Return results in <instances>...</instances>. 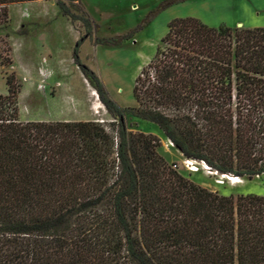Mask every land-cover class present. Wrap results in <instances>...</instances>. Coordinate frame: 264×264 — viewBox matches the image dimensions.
<instances>
[{
    "label": "trees",
    "instance_id": "trees-1",
    "mask_svg": "<svg viewBox=\"0 0 264 264\" xmlns=\"http://www.w3.org/2000/svg\"><path fill=\"white\" fill-rule=\"evenodd\" d=\"M35 1L0 0V25L10 5ZM72 58L115 122H21L19 85L6 76L0 264H264V196L196 185L158 154V139L124 122L156 125L184 159L221 175H263L264 27L173 19L134 80V108L108 95L77 48Z\"/></svg>",
    "mask_w": 264,
    "mask_h": 264
},
{
    "label": "rangeland",
    "instance_id": "rangeland-1",
    "mask_svg": "<svg viewBox=\"0 0 264 264\" xmlns=\"http://www.w3.org/2000/svg\"><path fill=\"white\" fill-rule=\"evenodd\" d=\"M60 1L71 13L85 15L90 25L64 16L56 0L12 4L6 23L0 25V94H6V76L14 75L21 122L94 120L106 127L115 122L74 63L75 48L79 63L101 81L108 95L120 107L134 108V80L173 19L192 17L214 28L264 27V0ZM100 39L107 42L95 43ZM124 122L128 131L158 139V154L196 185L222 196H264V174L241 177L233 184L215 171L191 172L156 125L132 114Z\"/></svg>",
    "mask_w": 264,
    "mask_h": 264
},
{
    "label": "built area",
    "instance_id": "built-area-1",
    "mask_svg": "<svg viewBox=\"0 0 264 264\" xmlns=\"http://www.w3.org/2000/svg\"><path fill=\"white\" fill-rule=\"evenodd\" d=\"M167 142H168L169 145L173 146L172 143L169 140H167ZM192 163H195L196 167L192 166ZM183 165H184V167L188 168L191 172H197L196 170H193L194 168L198 169V170L201 168L202 170L206 171L207 173H211L212 172V170L202 161L184 159L183 160ZM173 167H176V166L173 165Z\"/></svg>",
    "mask_w": 264,
    "mask_h": 264
},
{
    "label": "bare ground",
    "instance_id": "bare-ground-1",
    "mask_svg": "<svg viewBox=\"0 0 264 264\" xmlns=\"http://www.w3.org/2000/svg\"><path fill=\"white\" fill-rule=\"evenodd\" d=\"M192 166L196 167L195 166V163H192ZM193 170H196L198 171V169H193ZM222 179H226L228 180L229 182L231 183H240V181L238 180V177H235V176H231V175H221Z\"/></svg>",
    "mask_w": 264,
    "mask_h": 264
},
{
    "label": "water",
    "instance_id": "water-1",
    "mask_svg": "<svg viewBox=\"0 0 264 264\" xmlns=\"http://www.w3.org/2000/svg\"><path fill=\"white\" fill-rule=\"evenodd\" d=\"M177 150H179V149H177Z\"/></svg>",
    "mask_w": 264,
    "mask_h": 264
}]
</instances>
